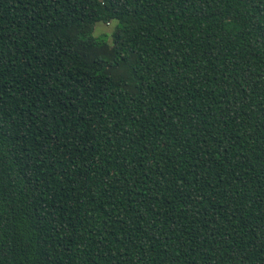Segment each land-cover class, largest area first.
Returning <instances> with one entry per match:
<instances>
[{"label": "trees", "instance_id": "1", "mask_svg": "<svg viewBox=\"0 0 264 264\" xmlns=\"http://www.w3.org/2000/svg\"><path fill=\"white\" fill-rule=\"evenodd\" d=\"M0 264H264V0H0Z\"/></svg>", "mask_w": 264, "mask_h": 264}, {"label": "rangeland", "instance_id": "2", "mask_svg": "<svg viewBox=\"0 0 264 264\" xmlns=\"http://www.w3.org/2000/svg\"><path fill=\"white\" fill-rule=\"evenodd\" d=\"M116 22H110L108 24L96 23L94 27V36L99 37L101 40L109 41L111 40V34L115 30Z\"/></svg>", "mask_w": 264, "mask_h": 264}, {"label": "clouds", "instance_id": "3", "mask_svg": "<svg viewBox=\"0 0 264 264\" xmlns=\"http://www.w3.org/2000/svg\"><path fill=\"white\" fill-rule=\"evenodd\" d=\"M231 27H238L237 25H230ZM117 27H120L119 25H117Z\"/></svg>", "mask_w": 264, "mask_h": 264}]
</instances>
